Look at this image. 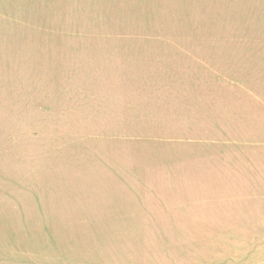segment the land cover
<instances>
[{
	"label": "rangeland",
	"instance_id": "obj_1",
	"mask_svg": "<svg viewBox=\"0 0 264 264\" xmlns=\"http://www.w3.org/2000/svg\"><path fill=\"white\" fill-rule=\"evenodd\" d=\"M0 264H264V0H0Z\"/></svg>",
	"mask_w": 264,
	"mask_h": 264
}]
</instances>
